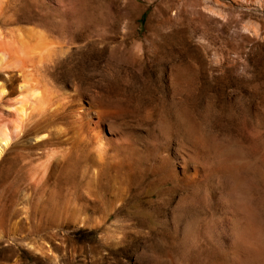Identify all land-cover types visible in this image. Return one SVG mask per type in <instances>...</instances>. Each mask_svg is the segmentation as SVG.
I'll list each match as a JSON object with an SVG mask.
<instances>
[{"label":"rangeland","instance_id":"obj_1","mask_svg":"<svg viewBox=\"0 0 264 264\" xmlns=\"http://www.w3.org/2000/svg\"><path fill=\"white\" fill-rule=\"evenodd\" d=\"M27 28L49 104L0 97V264H264V0H0ZM95 109L129 135L99 159Z\"/></svg>","mask_w":264,"mask_h":264},{"label":"bare ground","instance_id":"obj_2","mask_svg":"<svg viewBox=\"0 0 264 264\" xmlns=\"http://www.w3.org/2000/svg\"><path fill=\"white\" fill-rule=\"evenodd\" d=\"M41 33L32 28H27L24 35L19 33L16 38L14 37H13L14 39L11 38L12 39L11 41H6V40H5L6 42L0 41V70L1 69L7 70L8 76H9V79H5L4 82L0 81V97L6 93L11 95L12 93L11 90L14 89L15 87L18 91V96L17 98H15L14 103L15 104L19 103L20 106L19 105L18 106H19V109H21L20 111L18 110V114H21V113L24 114V112L27 109L31 110V112L29 113H32L33 111H38L41 113L45 109L44 106H47L49 104V99L47 96L48 94L46 93V91L40 90L39 85L35 83L33 75L31 74V71H30L31 67H33L35 63L40 64L41 62L47 59L45 52L49 50L48 49L49 47H47V44H46L47 42L46 41H45L46 43L44 42L43 36L41 35ZM47 55H48V52H47ZM18 74L24 77L25 83L17 86L16 82L19 80ZM29 98L33 100L32 103L29 102ZM53 108L54 107L52 106L50 107V110H52V114H53V111L56 112L55 109ZM102 113H103L102 111L99 112L96 110L93 113L91 112L90 114H86L83 117L81 116L82 117V118L80 117L81 119H77L78 117L73 116L72 117L73 121L71 122L74 128L73 139H72L73 141L75 142L90 141L88 138L90 136V133H92L91 136L92 137L94 136V139H91L93 140L91 142H93L96 146V152L94 153V158H97V159L101 157L102 145H105L106 143L108 144V143H113V142H119L120 140L118 141L117 139H122L123 141L128 142V137H129V135L128 136L122 135L120 136V138H117L115 136V133L111 131L108 127H106V125L103 123L102 117H104V115ZM21 117H18V118H21ZM19 127L20 125L17 122H15L13 126L14 130L19 131ZM44 136L40 135L37 138H43ZM10 142H11V139L9 135L7 134V132L0 128V160H1L2 152L8 146H11ZM128 146L130 147V145ZM129 149L134 150V149H131V147Z\"/></svg>","mask_w":264,"mask_h":264}]
</instances>
